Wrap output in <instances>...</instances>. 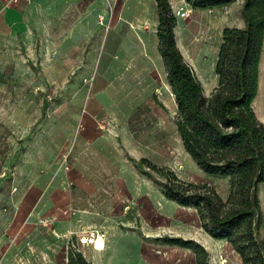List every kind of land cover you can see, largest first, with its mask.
<instances>
[{
    "label": "crops",
    "instance_id": "1",
    "mask_svg": "<svg viewBox=\"0 0 264 264\" xmlns=\"http://www.w3.org/2000/svg\"><path fill=\"white\" fill-rule=\"evenodd\" d=\"M167 1L176 18V48L208 98L217 85V77L214 73L216 85L207 83L202 70L194 63L195 57L201 49H208L217 57L223 29H244L243 0L205 10H193L186 0ZM181 12L187 13L188 17L180 19L178 13ZM157 24L155 0H19L9 7L5 6V0H0V120L16 127L18 135H31L24 147H38L45 133L50 136L45 147L52 148L51 136L61 134L67 137L70 148L94 144L99 147L103 133L93 116L80 113L95 88V106L98 110L113 109L116 129L125 143L134 146L133 137L139 135L144 137L142 142L148 144L147 137L163 127L160 113L151 111L155 102L163 103L156 96L161 87L172 96L158 52ZM95 68L101 75L93 87L88 81ZM206 85L209 92L204 90ZM42 91H47V96L56 105L50 110L51 116L45 124L48 131L30 134L33 121L42 115L39 109ZM12 93L15 94L14 108L10 107ZM252 108L258 122L264 125V34ZM34 157L31 150L27 161L23 162L31 164ZM92 161L93 166L85 161L83 164L86 165L80 170L88 175V179L98 181L100 172H104V158L92 157ZM88 185L90 195L99 194L93 183ZM122 201L126 203L128 198L120 191L115 194V199L105 203V209L110 206L121 214ZM135 211L137 214L144 210ZM110 217L107 214L98 217V223L107 227ZM144 219L147 221L148 217ZM132 223L127 222V226ZM93 225V222L72 225L64 222L57 227L63 235L81 228L91 230ZM84 235L87 233H80V238L86 237ZM96 237L102 239L103 248L94 247L97 241L94 237L82 245V255L89 264H114L116 255H105L107 241L104 234ZM5 260L6 255L0 264H6Z\"/></svg>",
    "mask_w": 264,
    "mask_h": 264
},
{
    "label": "rangeland",
    "instance_id": "2",
    "mask_svg": "<svg viewBox=\"0 0 264 264\" xmlns=\"http://www.w3.org/2000/svg\"><path fill=\"white\" fill-rule=\"evenodd\" d=\"M215 59L214 52L201 49L194 60L211 85H216ZM159 65L163 75L162 63ZM100 75L95 68L88 84L96 86ZM93 90L80 113L93 116L103 133L99 147L94 144L70 148L62 134L51 136L53 147H45L50 141L45 124L56 105L47 91L40 93L42 115L33 121L30 130V134L45 133L38 147H24L31 135H18L16 127L0 120V262L6 255V264H67L69 253L82 255V245L86 244H81L80 233H92L104 234L105 255H116L114 264H195L192 250L179 241L203 247L209 264H240L225 241L213 240L204 233L194 209L180 207L163 197L165 179L140 163L147 160L157 169L172 171L186 183L207 184L221 200L227 198V179L204 174L184 152L175 124V104L169 92L161 87L156 97L163 103L155 102L151 107L152 112L160 113L163 127L147 137L148 144L142 142L144 137L136 135L135 145L128 146L116 129L113 109L98 110L93 102ZM204 90H209L207 85ZM14 95L10 103L13 108ZM31 150L35 153L33 163H24ZM92 157L104 158V172H100L98 181L88 179L80 170L85 161L93 166ZM92 183L98 195H90L88 184ZM120 191L128 198L126 203L122 201L121 214L110 206L105 209V203L115 199ZM257 194L262 221L258 237L264 239V186L258 187ZM136 209L144 211L136 214ZM106 214L111 216V222L103 227L98 217ZM129 221L133 223L127 226ZM64 222L94 225L91 230L81 228L61 235L57 225Z\"/></svg>",
    "mask_w": 264,
    "mask_h": 264
},
{
    "label": "trees",
    "instance_id": "3",
    "mask_svg": "<svg viewBox=\"0 0 264 264\" xmlns=\"http://www.w3.org/2000/svg\"><path fill=\"white\" fill-rule=\"evenodd\" d=\"M158 13V52L176 105L175 124L184 152L198 169L227 179V198L221 200L207 184L186 183L170 170L157 169L165 179L163 197L192 208L206 235L225 241L240 264H264V239L257 194L264 185V125L255 117L258 65L264 34V0H243L244 29L224 28L214 73L217 85L210 96L184 62L174 40L176 18L167 0H155ZM236 0H186L193 10L228 6ZM192 250L195 264H209L205 249L194 242H178ZM67 264H89L80 253H69Z\"/></svg>",
    "mask_w": 264,
    "mask_h": 264
},
{
    "label": "built area",
    "instance_id": "4",
    "mask_svg": "<svg viewBox=\"0 0 264 264\" xmlns=\"http://www.w3.org/2000/svg\"><path fill=\"white\" fill-rule=\"evenodd\" d=\"M19 2V0H5V6L6 7H9V6H13V5H16L17 3ZM178 17L180 19H186L188 17V14L185 13V12H181V13H178ZM88 236L84 237V238H81L80 239V242L81 244H86L87 243V240H92L94 237L97 238L95 235H93L92 233L90 234H87Z\"/></svg>",
    "mask_w": 264,
    "mask_h": 264
},
{
    "label": "bare ground",
    "instance_id": "5",
    "mask_svg": "<svg viewBox=\"0 0 264 264\" xmlns=\"http://www.w3.org/2000/svg\"><path fill=\"white\" fill-rule=\"evenodd\" d=\"M94 247L96 249H102L103 248V242H102V239L100 237L97 238V241L95 242Z\"/></svg>",
    "mask_w": 264,
    "mask_h": 264
}]
</instances>
